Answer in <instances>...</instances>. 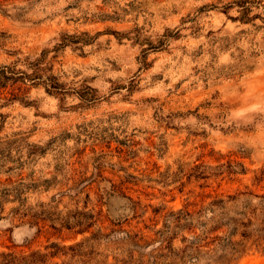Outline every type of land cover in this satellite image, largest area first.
<instances>
[{"label": "rangeland", "instance_id": "rangeland-1", "mask_svg": "<svg viewBox=\"0 0 264 264\" xmlns=\"http://www.w3.org/2000/svg\"><path fill=\"white\" fill-rule=\"evenodd\" d=\"M34 64L66 93L0 87V254L190 264L189 214L264 219V0H0V67Z\"/></svg>", "mask_w": 264, "mask_h": 264}, {"label": "trees", "instance_id": "trees-1", "mask_svg": "<svg viewBox=\"0 0 264 264\" xmlns=\"http://www.w3.org/2000/svg\"><path fill=\"white\" fill-rule=\"evenodd\" d=\"M87 35H82L86 38ZM11 82L16 84L30 83V85H42L49 95H64L66 92L54 76L43 74V70L37 64L33 66L32 74L16 72L10 67H0V87H6ZM94 89L85 86L82 93L89 94L88 99L80 96L81 100L88 103L94 100ZM237 196H226L225 199H215L202 211L203 221L194 222V217L187 214L190 219L191 231L196 227L202 231V237L195 236L190 240V245L183 251V259L190 264H196L204 258L206 264H235L245 252L246 245L251 241L255 245L264 243V219L246 217L245 213H236L239 205ZM263 212V209L260 208ZM209 214V215H208ZM199 215V213H197ZM255 219V220H254ZM199 221V222H198ZM68 226V221L65 222ZM198 223V224H197ZM200 242H205V247L214 246L212 250L202 252ZM59 246L52 245L48 249H56L49 254L53 258L60 252ZM58 249V250H57ZM0 264H47V255L38 252L29 255H17L14 253H1Z\"/></svg>", "mask_w": 264, "mask_h": 264}]
</instances>
